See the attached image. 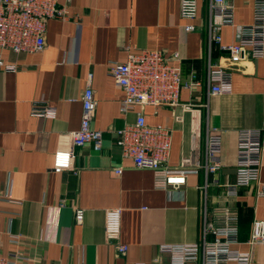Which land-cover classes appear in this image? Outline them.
Returning <instances> with one entry per match:
<instances>
[{"label": "crops", "instance_id": "crops-1", "mask_svg": "<svg viewBox=\"0 0 264 264\" xmlns=\"http://www.w3.org/2000/svg\"><path fill=\"white\" fill-rule=\"evenodd\" d=\"M57 1L69 15L48 21L42 52L1 54L18 70H0V253L21 254L26 259L20 264H170L160 248L200 243L206 219L214 228H236L237 249L251 255V264H264V244H249L253 221L264 220V197L258 195L264 186V133L259 183L228 195L236 181L239 132L264 126V58L247 55L233 75V92L209 95L208 65L228 61L220 44L209 47L210 22L220 24L211 0H198L193 21L182 19L180 0ZM228 1L235 27L222 29L223 45L235 43L236 27L254 19V0ZM188 25L196 30L188 32ZM143 51L177 54L179 61L171 64L181 68L183 83L199 85L182 90L177 107L157 114L153 107H136L123 115L124 93L108 65ZM90 74L97 102L92 126L103 133L100 152L74 147L71 140ZM39 106L53 108L56 117L32 116ZM140 112L148 125L172 131L171 168L189 157L203 163L207 125L217 129L221 170L190 175L179 189H157L154 173L135 168L116 143L115 132ZM67 152L72 156L64 162L59 154ZM116 209L121 233L108 240L106 213ZM77 210L84 211L82 223L76 222ZM207 240L214 237L208 234ZM118 244L128 246L125 255L117 252Z\"/></svg>", "mask_w": 264, "mask_h": 264}, {"label": "built area", "instance_id": "built-area-1", "mask_svg": "<svg viewBox=\"0 0 264 264\" xmlns=\"http://www.w3.org/2000/svg\"><path fill=\"white\" fill-rule=\"evenodd\" d=\"M220 10V24L210 22L208 43L220 44L228 52V61L224 65L209 64L207 81L209 95H228L233 92V75L237 67L247 58H264V0H254L253 23L237 26V39L231 45L222 44L221 31L225 27H235L234 8L228 0H211L210 11ZM69 12L61 7L57 0H0V70L15 72L17 65H7L2 60V52L14 54L42 52L46 47V28L52 19L66 20ZM182 19L193 21L198 15V0H180ZM188 32L196 30L194 25L186 26ZM179 61L178 55L167 56L161 51H143L130 55L126 62H113L108 65L109 74L114 83L124 93L121 101V114L127 115L136 107H153L154 114L159 109L177 107L180 104L182 90H193L199 82L184 84L182 70L171 62ZM82 117L80 127L71 133L74 147L92 146L100 152L103 147V133L92 126L96 112V99L92 88V75H89L82 98ZM187 107V106H186ZM189 107V106H188ZM32 116L54 119L53 108L39 106ZM262 129L242 130L238 135L236 181L230 186L228 195L235 197L237 189L259 183L263 166ZM116 143L124 157L133 161L135 168L150 170L154 173L157 189H179L186 185L190 175L219 172L222 168L220 155L223 140L217 129L209 124L206 129L205 159L203 163H194L191 157L184 158L179 168L168 166L172 131L163 126L147 124L145 114H137L133 124H127L115 132ZM72 152L59 154L64 162ZM123 169L115 170L121 175ZM258 195L264 197V186ZM84 211H76V222L82 223ZM204 237L198 244L166 245L160 248L162 254L169 255L170 264H251V255L237 249L240 244L236 228H214L205 219ZM121 233V210L106 213L105 235L108 240H116ZM214 237L207 240V235ZM250 245L264 244V220L256 219L252 224ZM117 252L125 255L128 246L118 244ZM21 254L0 253V264H20L25 260ZM144 264V263H137Z\"/></svg>", "mask_w": 264, "mask_h": 264}]
</instances>
